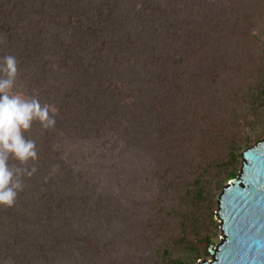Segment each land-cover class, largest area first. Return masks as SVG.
Masks as SVG:
<instances>
[{"label":"rangeland","instance_id":"374dc122","mask_svg":"<svg viewBox=\"0 0 264 264\" xmlns=\"http://www.w3.org/2000/svg\"><path fill=\"white\" fill-rule=\"evenodd\" d=\"M117 1L0 0V26L3 20L15 26L13 46L0 50V57L14 55L22 91L37 93L56 109L52 129L35 123L26 133L36 141V171L24 176L26 187L16 205L0 207V264L9 259L30 263L19 253L22 240L33 233L32 252L40 259L35 264H197L213 259L209 246L221 242L220 195L241 171L242 152L264 139V0H214L217 19L230 9L220 53L208 58L214 66L206 71L203 65L195 80L192 62L204 55L189 59L178 70L184 72L182 88L159 90L163 100H154L147 128L133 120L126 131L136 130V135L126 132L124 139L115 120L110 122L109 110L120 101L116 87L131 75L129 60L107 46L103 59L92 61L89 69H63L53 53L62 36L58 29L80 20L79 8L92 19L110 22L118 39V19L107 18L108 5L123 10ZM128 1L132 21L148 0ZM21 34L29 42L22 45ZM205 73H214V86L204 83ZM95 117L101 128L94 126ZM118 149L125 151L112 163L110 155ZM95 186L103 189L107 203L98 232L91 224L85 230L86 218L77 212L72 219L71 211L82 189ZM81 233L99 237V245L86 254L57 251L64 246L55 243L58 238L71 235L74 240Z\"/></svg>","mask_w":264,"mask_h":264},{"label":"trees","instance_id":"16d2710c","mask_svg":"<svg viewBox=\"0 0 264 264\" xmlns=\"http://www.w3.org/2000/svg\"><path fill=\"white\" fill-rule=\"evenodd\" d=\"M117 2L121 5L119 8H122L123 5V10L118 13L117 6L108 5L107 12H109V15L107 18L110 19L116 16L118 19V26H116L117 31L120 32L118 39L114 37V32L110 29V22L106 21L108 24H105L101 19H92L87 12L79 8L81 12H79L78 18L80 20L73 21V26L70 28L67 26V29H58V33L62 36L57 39L53 53H56L55 58L60 60L59 64L63 69L68 68L69 65L89 69L92 66V61L98 62L103 59V53L107 46L120 51V57L129 60L132 64L131 75L128 81H123L116 87L115 93L120 101L117 107L114 106L115 110H109L113 114L110 122L115 120L116 129L123 132L122 139H124L126 132L132 134V136L133 134L136 135V130L126 131L128 126L134 123L133 120L138 121L140 125L143 124L144 129L147 128V122L150 119L155 101L163 100V94L159 90L162 88L163 90L170 89L169 87L176 90L182 88L183 79H185L184 72L178 70L182 69V66L189 62V59L191 61L197 56L204 55L203 59L195 58L192 62L190 75L195 80L204 72L200 70L204 68L203 65L206 66L204 68L206 71L208 70L207 67L214 66V60L208 58H214V51L220 53L222 38H224L221 34L222 32L227 33L223 22L227 21L230 9L225 8L220 12L217 19L218 12L214 0H148L138 6V17L135 15V18L137 17L140 20L136 23L137 18H133L131 21L129 18L131 14L126 10L130 2L128 0ZM143 12H145V17ZM6 24L3 20L0 26V36L3 35L2 32L8 33L5 34V40L0 38V50L8 52L13 46L12 35L14 37L15 26L13 29V27ZM33 24L34 22L31 23V26ZM219 25L220 30L217 28ZM11 30L13 34L10 32ZM5 35L3 36L5 37ZM22 36H19L22 39L19 40L22 45L23 42H29L24 35ZM61 37L66 38V41L62 40ZM68 39H71L72 42L68 43ZM6 40L9 43H6ZM31 44L33 42L29 43V46ZM23 47L20 51L24 49ZM70 53L73 54L70 55ZM66 65L68 66L65 67ZM212 74L211 76L205 73L207 77L204 75V83L208 87L214 86V73ZM108 102L112 104V101ZM83 105L87 107L86 102ZM105 105L106 102L104 101L103 106ZM97 118L92 119V122H94V126L101 128L102 121L97 120ZM124 151L118 149L113 152L110 155V161L116 163L118 161L115 162L116 155H122ZM233 178L235 176L231 179ZM66 180L68 179L64 181ZM104 193L103 189H99L97 186L82 189L78 201L71 208L72 219L77 212H80L82 217L86 218L85 230L89 228L90 224L96 232L101 229L99 227L106 218L107 203L103 198ZM59 202L63 207L62 201L59 200ZM58 205L57 203V207ZM56 215L63 216L62 213H56ZM68 215L69 213L65 212V216L68 217ZM15 222L20 224L16 220ZM15 222L12 221L11 223ZM26 232L28 234L33 233L31 230ZM32 235H26L27 237L22 240L21 250L23 252L19 253L27 261H31L28 264H35L40 260L36 259L32 252L33 245H35L32 241ZM89 238L86 233L83 236L74 238V240L71 235H66L56 240V244H64L61 249H56L61 253L66 250L73 252V250L78 249L79 253L86 254L90 248H94L100 243L99 237L96 239L91 238L93 240ZM30 246L31 248L28 249ZM23 263L26 264L24 260Z\"/></svg>","mask_w":264,"mask_h":264},{"label":"clouds","instance_id":"9594fccd","mask_svg":"<svg viewBox=\"0 0 264 264\" xmlns=\"http://www.w3.org/2000/svg\"><path fill=\"white\" fill-rule=\"evenodd\" d=\"M55 116L56 109L42 103L37 93L22 91L17 58L11 54L0 57V207L15 206L26 187L24 176L36 171V141L26 133L35 123L44 130L52 129ZM6 264L14 261L9 259Z\"/></svg>","mask_w":264,"mask_h":264},{"label":"water","instance_id":"95a60500","mask_svg":"<svg viewBox=\"0 0 264 264\" xmlns=\"http://www.w3.org/2000/svg\"><path fill=\"white\" fill-rule=\"evenodd\" d=\"M242 157L241 171L219 199L221 242L209 246L213 259L197 264H264V139L247 147Z\"/></svg>","mask_w":264,"mask_h":264}]
</instances>
